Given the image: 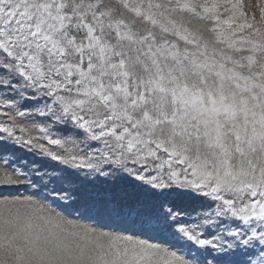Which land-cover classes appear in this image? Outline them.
I'll return each instance as SVG.
<instances>
[{
  "label": "rangeland",
  "instance_id": "1",
  "mask_svg": "<svg viewBox=\"0 0 264 264\" xmlns=\"http://www.w3.org/2000/svg\"><path fill=\"white\" fill-rule=\"evenodd\" d=\"M87 2L89 0H85ZM122 2L106 0L116 18L122 19L132 27V31L139 33L134 39L151 35L155 41L151 45L145 41L138 47L148 51L151 46L157 62L161 66L167 65L177 76L183 68L185 76L181 83L191 84L198 81L200 76L205 78L208 87L202 92L203 107H212L207 102L208 93L215 100L223 96L224 106H235L238 113L236 118L221 114L208 123L207 131L211 136L215 135V120H219L223 126L222 132L231 131L232 123L238 128L243 124L240 112L245 106L240 104L241 100L247 102L249 125L253 113L257 118L264 114V109L255 107L264 105V93L260 90L264 87V0H129L130 7L141 6L140 11L145 14L143 19H137L134 13L123 9ZM149 4L153 6L149 8ZM184 5L192 10L181 11ZM149 17L156 22L155 26L147 23ZM161 44L165 47L160 48ZM158 48L159 52L156 51ZM161 56L167 59H160ZM173 56L175 59H172ZM146 63L150 65L151 61L146 60ZM192 72L198 75L191 76ZM164 74H167V70ZM27 91L21 86L15 92H0V128L5 129L0 132V223L9 219L13 228L8 230L15 232L10 234L11 238L0 229V264H45L42 257L34 263L24 260V248L15 244L28 233L26 229L39 234L35 243L49 241V245L54 243L52 247L58 252L60 248L57 249V244L64 249L73 243L67 238H74L68 232L75 233L77 230L80 235L81 231L82 235L76 239L82 237L86 240L87 250L91 247L89 251L94 254L92 264H169V261L175 264L174 257H179L184 264H260L264 259L261 250L264 248V231L259 227L261 222L249 220L245 225L243 220L232 215L257 200L264 202V197L257 194L253 198L247 189L239 195L226 190L228 186L240 188L248 183L255 184L261 178L264 154L259 151V141L254 145L257 149L255 154L250 153L246 144H242L245 157H240L233 151L234 137L227 138L229 151H233L231 157H226L228 167L234 175L241 170L247 173L232 180L224 175L225 168L220 161L212 158L211 153L219 155V150L206 148L204 139L199 142L195 139L194 125L199 123V135L203 137L206 130L204 122L208 121V116L196 114L198 119L192 125L177 118L178 124L185 125L193 133V136H184L183 139L172 137L167 131L161 133L159 129L155 135L146 136L143 132L147 129H133L125 123L129 135L124 140L117 141L115 136H101V139L93 140L91 136L101 135L114 125L109 123L101 129L89 123V132L85 133L81 129H74L71 124L65 126L59 122H49L52 117L50 108L60 109V105L52 103V96L43 98L44 102L39 96L32 100ZM53 91L64 103H71L77 98L55 87ZM21 92L25 94L19 95ZM253 96L257 99L253 100ZM216 107L221 106L217 104ZM45 111H49V116L41 115ZM189 113L192 114L191 109ZM163 127L166 130L171 128L170 125ZM123 131L124 128L116 127L115 135ZM176 131L183 134L184 127H177ZM248 131L250 134L251 127ZM137 134L142 141L152 142L133 141L132 151L129 152L127 141ZM168 139H172L173 143H167ZM157 143H162L163 148L156 147ZM173 148L177 154L169 156ZM185 148L187 151H184ZM137 156L147 159L137 161ZM194 160L199 166L195 170L201 174L211 173L213 179L206 181L203 188H178L175 182H199L202 179V176H193L191 173L194 169L188 167ZM205 161L209 166H205ZM249 161L256 168L255 172L248 167ZM217 165L222 186L219 192L213 193L211 190L217 185ZM4 178H11L13 182L3 183ZM157 184L171 185V188L163 190L169 194L161 195L162 190L154 187ZM70 192H74L75 196L66 199ZM205 192L207 196L203 195ZM228 205H231L230 209ZM24 207L28 212L23 217L30 221L15 231L16 221L20 224L18 210L22 211ZM50 216L55 219L51 220ZM165 216H168L167 221L164 220ZM148 218H153L155 223L152 227H142V222ZM33 220H37L34 223L36 226ZM59 224H62L60 228ZM181 227L189 234L195 233V239H204L208 246L201 249L188 241L180 234ZM233 232L238 235H231ZM99 236L104 240H100ZM241 237L248 243L241 242ZM56 238H62L63 244L56 242L55 245L53 239ZM90 242H94L93 246ZM71 254L73 259L79 253ZM72 259L59 260L54 264H76L70 263Z\"/></svg>",
  "mask_w": 264,
  "mask_h": 264
},
{
  "label": "snow or ice",
  "instance_id": "2",
  "mask_svg": "<svg viewBox=\"0 0 264 264\" xmlns=\"http://www.w3.org/2000/svg\"><path fill=\"white\" fill-rule=\"evenodd\" d=\"M152 6L148 5L149 8ZM122 7L134 13L137 19H143L145 15L140 11L141 6L130 7L129 0H123ZM180 10L191 11L192 9L184 5ZM147 23L156 25L150 17ZM161 31L166 30L161 29ZM134 36L138 37L139 33L132 31V27L122 19H117L106 0H95V2L89 0L87 3L85 0H0V92H15L17 87L22 86L24 90H28L27 94L32 100L39 96L41 102H44L43 98L52 96V103L59 104L60 109L50 108L52 117L49 122H59L65 126L71 124L74 129H81L85 133L89 132V123L101 129L106 128L109 123L114 125L111 130L101 135L91 136L93 140H99L101 136H115L117 141L124 140L129 135L128 129L124 127L125 123L133 129H147L143 132L146 136L155 135L159 129L161 133L167 131L170 136L183 139L184 136H193V133L189 132L185 125L178 124L177 118L180 121L186 120L188 125H192V122L198 119L196 114L208 116V121L204 122L206 130L203 137L199 135V123L194 125L195 139L198 142L204 139L206 148L219 150V155L216 153L211 155L214 160L220 161L223 165L226 177L236 180L238 176H246L247 173L244 170L234 175L228 167L229 161L226 157H231L233 151L240 157H245L242 144H246L250 153L255 154L256 141L260 142L259 151L264 154V114L257 118L253 113L252 123L249 125L247 102L241 100L240 104L245 106L240 112V115H243V124L238 128L235 123H232L231 131L222 132L223 126L219 120H215L213 130L215 135L211 136L207 127L208 123L212 122V118L221 114L236 118L238 113L235 106H224L223 96L215 100L212 94L208 93L207 102L212 107H203L202 92L208 87L205 78L200 76L198 81H193L191 84L181 83L185 76L183 68L177 76L167 65L161 66L157 62L151 46L148 51L138 47L145 41H149L150 45L154 44L152 36L144 35L142 39H134ZM180 39L185 38L180 37ZM185 42L188 41L185 40ZM164 47L165 45H160V48ZM172 47L175 48V45ZM160 48L156 51L159 52ZM160 59H167V57L161 56ZM172 59H175V56ZM146 60L151 61V64L146 63ZM165 70H167L166 75ZM190 75L198 74L192 72ZM54 87L60 91H67L77 98L71 103H64L59 96H56ZM260 90L264 93V87ZM252 99L257 98L253 96ZM217 104L221 107L217 108ZM255 107L264 109V105L258 104ZM73 109L80 111L74 112ZM189 109L192 110V114L189 113ZM49 111L42 112L41 115L47 117ZM164 125H170L171 128L166 130ZM257 125H259V131ZM116 127L124 128L122 134L115 135ZM177 127H184V133L176 131ZM249 127H251L250 134ZM3 131L5 129L0 128V132ZM241 133L244 135L242 136ZM8 135L11 136L12 133L9 132ZM210 136L211 139H209ZM228 137H234L233 151H229ZM133 141L145 144L152 142L142 141L141 136L137 134L127 141L129 152L132 151ZM167 143H173L172 139H168ZM156 147L163 148V144L157 143ZM184 151H187V148ZM168 154L175 156L177 154L175 148ZM150 155L154 156L155 153ZM222 157L225 158L222 159ZM143 159L147 157H136L137 161ZM198 159L199 156H197ZM180 162L183 163V160ZM204 163L205 166H209L207 161ZM188 167L194 169L191 173L193 176L198 178L202 176V179H199V182L187 180L175 182L180 189L203 188L206 181L213 179L211 173L201 174L195 170L199 167L195 160ZM248 167L252 172L256 171L251 161L248 162ZM215 171L217 185L212 188L213 193L219 192L222 186L218 178L219 165L216 166ZM260 172L261 178L255 184L248 183L240 188L228 186L226 190L230 193L235 191L239 195L247 189L253 198L257 194L264 197V168ZM2 182L11 184L13 181L11 178H4ZM154 187L161 189L160 194L165 195L169 193L163 190L171 188V185L157 184ZM203 195L207 196L208 193L205 192ZM72 196H75L74 192L67 193L66 199ZM228 208L230 209L231 205H228ZM243 213L247 215H241ZM232 215L243 220L245 225L249 220L260 221L259 227L264 231V202L257 200L247 207L240 208L239 213L233 212ZM167 219L168 216H165L164 220L167 221ZM154 223L153 218H148L142 222V227H152ZM179 232L201 249L208 246L204 239H195V233L189 234V231L183 227L179 228ZM230 234L238 235L234 232ZM240 239L241 242L248 243L243 241L242 237ZM23 243L28 244V241L24 240ZM261 250L264 252V248ZM28 251L35 255L38 250L34 251L29 247ZM55 254L56 249L51 252L45 249L41 253L42 256ZM173 259L175 264H184L179 257ZM169 264H172V261H169ZM260 264H264V259H261Z\"/></svg>",
  "mask_w": 264,
  "mask_h": 264
},
{
  "label": "bare ground",
  "instance_id": "3",
  "mask_svg": "<svg viewBox=\"0 0 264 264\" xmlns=\"http://www.w3.org/2000/svg\"><path fill=\"white\" fill-rule=\"evenodd\" d=\"M16 202V201H15ZM32 205V204H31ZM26 207H24V209H22V211L19 209L18 211H20V212H18V213H20L19 214V216H17L16 215V213H15V215L17 216V217H20V215H21V217H20V219H19V222H20V224L18 225L17 224V221H16V223H15V225H14V229H15V231H17V228H19V227H21L20 225H22V227H24L25 225H27L26 223V221H30L29 219H26V218H24L23 216H26L25 214L28 212L26 209H25ZM41 211H43V210H41ZM33 212H35L34 210H33ZM32 212V213H33ZM30 213V212H29ZM36 213V212H35ZM39 213V212H38ZM13 214V213H12ZM43 214V213H42ZM42 214H40L41 216H43ZM45 214V213H44ZM34 215V214H33ZM29 216V215H28ZM31 216V215H30ZM36 217H37V215H35ZM12 217H14V214H13V216ZM16 217V218H17ZM44 217H45V215H44ZM48 217V216H47ZM11 218V217H10ZM34 218V217H33ZM50 218H51V220H52V218L53 217H51L50 216ZM50 218H48V219H50ZM26 219V220H25ZM32 219V218H31ZM36 219V218H35ZM40 219V218H39ZM53 219H55V218H53ZM9 220V219H8ZM8 220H6L7 222H3L2 221V223H0V229H2L3 230V232H5L9 237H11L10 236V234H12V232H14V231H10V230H8V229H11V228H13V226H12V221H8ZM13 220H15V219H13ZM21 220H25V221H21ZM41 220H43V219H41ZM41 220H39V222L41 221ZM32 221V220H31ZM34 221V220H33ZM49 221V220H48ZM37 222V220H35L34 222H33V225H34V223H36ZM43 222H44V220H43ZM46 222V221H45ZM51 222H53V221H51ZM56 222H59V221H56ZM29 223V222H28ZM31 223V222H30ZM42 223V222H41ZM49 223V222H48ZM60 223H61V221H60ZM66 223V222H65ZM43 224V223H42ZM42 224H39V225H42ZM51 224V223H50ZM49 224V225H50ZM54 224V223H53ZM52 225V224H51ZM62 225V224H61ZM60 224L58 225V228H60L59 226H61ZM66 225V224H65ZM64 225V226H65ZM68 225V224H67ZM34 226H36V225H34ZM44 226H45V224H44ZM27 227V226H26ZM25 227V228H26ZM46 227V226H45ZM30 228H32V226L30 227ZM36 228V227H35ZM39 228V227H38ZM37 228V229H38ZM42 228H44V227H42ZM53 228H55V227H53ZM66 228V227H65ZM33 230H34V228H32ZM64 229V228H63ZM68 229V228H67ZM12 230V229H11ZM31 230V229H30ZM39 230V229H38ZM42 230V229H41ZM51 230H53V229H51ZM86 230V229H85ZM19 231H21V230H19ZM26 231L29 233H25L24 235L21 233L20 235H23L24 237H20L17 241L19 242V243H15V244H18L19 246L21 245V247L20 248H24V250L22 251V256L23 257H26V259H24V260H28L30 263H34L36 260H37V258H39V257H42L44 260H43V263H45V264H54V262H56V261H59V260H69V259H72V252L73 253H75V254H77V252L79 253L78 254V256L77 257H74L72 260H71V262L70 263H72V262H74V263H76V264H92L93 262H94V260H93V258H94V254H92L89 250H90V248H89V250H87V248H88V246H87V243H86V240L85 239H83L82 237L80 238V239H76V237L79 235L78 233H77V230H76V232L75 233H70V232H68L69 233V235H71L72 237H74V238H71V237H67V238H69V241L71 240V241H73V243L71 244L70 242V244H68V242H66V244H68L67 246H68V248L66 247V248H64L63 249V251H60V252H58V250L56 251V254L55 255H44V256H42L41 255V253L45 250V249H47L49 252H51V249L54 247L53 246V244L54 243H51V245H49L50 244V242L49 241H46V242H39V244H37V243H35L36 241H35V239H38L37 237H38V235L39 234H35L34 233V231H29L28 229H26ZM43 231V230H42ZM41 231V232H42ZM54 232V231H53ZM62 232V231H61ZM66 232V231H65ZM83 232V231H82ZM15 233V232H14ZM44 233V232H43ZM57 233V232H56ZM19 235V236H20ZM31 235V236H30ZM41 235V234H40ZM58 235V234H57ZM80 235H82L81 234V231H80ZM79 235V236H80ZM95 235V234H94ZM16 236V235H15ZM18 236V235H17ZM48 236V235H47ZM52 236V235H51ZM87 236V235H86ZM93 236V235H92ZM25 237H27L26 238V240L28 241V244H24L23 243V241L25 240ZM31 237V238H30ZM40 237V239L42 238L41 236H39ZM105 239L107 238L106 236H103ZM12 238V237H11ZM45 238V237H44ZM93 238V237H92ZM102 237H100L99 236V239L100 240H104L103 238L101 239ZM24 239V240H23ZM52 239V238H51ZM50 239V240H51ZM76 239V240H75ZM98 239V238H97ZM43 240H45V239H43ZM49 240V239H48ZM53 240H55V245H56V242H59V243H61V244H63V239L61 238V239H53ZM89 240H91V239H89ZM89 240H87V241H89ZM109 240V239H108ZM107 240V241H108ZM115 241V240H114ZM64 242H65V239H64ZM92 242V241H91ZM90 242V243H91ZM95 242H96V240H95ZM94 243V242H93ZM93 243H91L92 244V246H93ZM97 243V242H96ZM105 243H106V240H105ZM112 244L114 243V242H111ZM110 243V244H111ZM109 244V243H108ZM101 245V244H100ZM41 246V247H40ZM53 246V247H52ZM62 246H64V245H62ZM66 246V245H65ZM98 246V245H97ZM29 247H31L34 251H37V254H33L32 252H29L28 251V249H29ZM101 247V246H100ZM100 247H97L98 249L100 248ZM108 247H110V246H108ZM58 248H60V249H62V247H61V245L60 244H57V249ZM106 248H107V246H106ZM113 248V247H112ZM6 249V251H7V248H4V250ZM54 249V248H53ZM52 249V250H53ZM95 249V248H94ZM97 249V250H98ZM102 249H104V248H102ZM108 249V248H107ZM93 250V249H92ZM100 250H101V248H100ZM99 250V251H100ZM11 251V250H10ZM9 251V252H10ZM75 251V252H74ZM105 251H107V250H105ZM104 251V252H105ZM8 252V251H7ZM89 252V253H88ZM94 252H96V251H94ZM101 252V251H100ZM100 252H97L98 254H100ZM108 252H110V251H108ZM0 253H1V251H0ZM5 253V252H4ZM97 253H95V255L97 254ZM21 255V254H20ZM35 257H34V256ZM12 256V255H11ZM19 257V256H18ZM96 257V256H95ZM97 257H98V255H97ZM77 258H79V259H77ZM20 262V261H19Z\"/></svg>",
  "mask_w": 264,
  "mask_h": 264
}]
</instances>
